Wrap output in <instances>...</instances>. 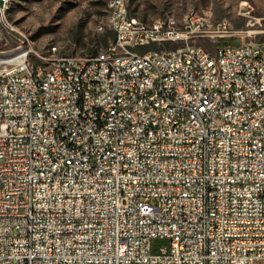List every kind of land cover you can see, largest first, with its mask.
I'll return each mask as SVG.
<instances>
[{
	"label": "built area",
	"instance_id": "2783aa9c",
	"mask_svg": "<svg viewBox=\"0 0 264 264\" xmlns=\"http://www.w3.org/2000/svg\"><path fill=\"white\" fill-rule=\"evenodd\" d=\"M130 12L84 66L0 52V264H264V49Z\"/></svg>",
	"mask_w": 264,
	"mask_h": 264
},
{
	"label": "rangeland",
	"instance_id": "374dc122",
	"mask_svg": "<svg viewBox=\"0 0 264 264\" xmlns=\"http://www.w3.org/2000/svg\"><path fill=\"white\" fill-rule=\"evenodd\" d=\"M109 0H10L0 11V52L23 45L34 46L46 54L52 46L59 53L87 56L105 47L110 36L100 29L108 14ZM132 14L145 22L174 16L180 20L190 10L206 12L215 24L227 23L233 35L218 44L254 42L264 44V0H129ZM209 51L216 50L210 38L197 40ZM48 52V53H47ZM156 240L154 247L164 244Z\"/></svg>",
	"mask_w": 264,
	"mask_h": 264
},
{
	"label": "bare ground",
	"instance_id": "6f19581e",
	"mask_svg": "<svg viewBox=\"0 0 264 264\" xmlns=\"http://www.w3.org/2000/svg\"><path fill=\"white\" fill-rule=\"evenodd\" d=\"M110 2L112 0H109L108 2V14L106 18V22L104 25H100V29L107 28L108 21L110 18ZM10 4V0H5L4 2V9H2V13L4 14L5 11L8 9ZM192 17L194 18V24L200 25L202 27H205V32L207 33H214L216 30L222 29L223 23L215 24V22L212 20L211 16L207 14L206 12H199L197 10H192ZM165 19H175V22H184L185 21V15L178 20L174 16H166ZM130 19L134 20V22H141L142 20L139 19L137 16L133 15L130 12ZM161 18L155 19L153 22H158ZM179 31V24H171L169 27V34H176ZM264 44L256 43V50H263ZM59 47L58 46H52L51 50L46 56H54V53H59ZM100 54H107V47H105L103 50L100 51ZM87 56H71V63L75 66H84V63L86 62ZM56 64H64V55H56ZM4 66H11V59H4ZM42 66H49V59H42ZM53 72H61V65H53ZM214 72H221V64H214Z\"/></svg>",
	"mask_w": 264,
	"mask_h": 264
},
{
	"label": "trees",
	"instance_id": "16d2710c",
	"mask_svg": "<svg viewBox=\"0 0 264 264\" xmlns=\"http://www.w3.org/2000/svg\"><path fill=\"white\" fill-rule=\"evenodd\" d=\"M132 13V12H131ZM134 15V14H133Z\"/></svg>",
	"mask_w": 264,
	"mask_h": 264
}]
</instances>
